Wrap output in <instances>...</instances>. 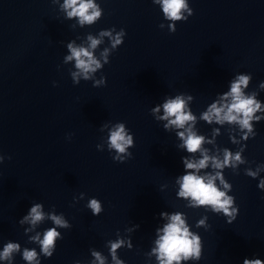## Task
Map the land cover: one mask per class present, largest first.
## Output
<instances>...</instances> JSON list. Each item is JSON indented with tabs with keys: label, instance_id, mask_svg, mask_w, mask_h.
<instances>
[{
	"label": "water",
	"instance_id": "water-1",
	"mask_svg": "<svg viewBox=\"0 0 264 264\" xmlns=\"http://www.w3.org/2000/svg\"><path fill=\"white\" fill-rule=\"evenodd\" d=\"M90 2L87 15H99L88 23L68 15L66 0H0V264H162L157 241L175 214L198 237L200 259L190 252L172 264L264 260V0H184L178 20L164 0ZM80 48L94 71L69 59ZM242 75L251 130L243 113L223 119ZM178 96L194 117L183 127L161 119ZM119 125L132 139L123 153L110 141ZM190 134L203 137L193 153ZM205 156L204 168L186 167ZM186 174L211 179L229 214L180 195ZM52 228L49 257L40 241ZM10 243L19 248L5 258Z\"/></svg>",
	"mask_w": 264,
	"mask_h": 264
},
{
	"label": "clouds",
	"instance_id": "clouds-1",
	"mask_svg": "<svg viewBox=\"0 0 264 264\" xmlns=\"http://www.w3.org/2000/svg\"><path fill=\"white\" fill-rule=\"evenodd\" d=\"M77 4V0H66L65 6L68 8H72L73 11L70 12L68 15L71 17L73 15H79L83 18V21L91 23L99 13H94L93 15H87L88 9L92 8L93 5L88 0V2L80 3L78 8L74 7ZM184 0H164V12L166 14H170V17L173 19H180L178 13L184 7ZM91 39V38H90ZM116 43H120L119 40ZM98 44L97 40L91 41L92 48H95ZM72 59L73 57L77 61V67L83 69L85 72L95 69L91 68V65L95 64L99 67V63L92 59V54L84 48L80 49H71ZM81 57L87 58L81 59ZM87 78V77H86ZM249 81L248 76H239L235 82L231 85V93L230 95L233 97L234 102L229 106L228 112L224 115L223 119L229 122L236 120V116L232 115V112L236 113H243L244 119L240 120L239 122L244 126L248 127L249 130V119L251 118V114L253 113L254 109L252 107L254 101L251 98H244L241 94V86H247ZM228 94H226L227 96ZM165 116L161 117V119H167L168 117H175L169 121L170 124L177 125L179 127H183L185 121L194 119L189 114H185L183 112L184 108V101L181 97H176L175 99L168 100L163 105ZM256 108H259V104L256 105ZM158 111V109H157ZM210 111L214 112L217 118L219 119L220 113L223 111L222 108H217L215 104L212 105ZM204 119L208 120L211 123V119L209 115L206 113L204 115ZM167 127V125H165ZM178 135L183 138V132L178 133ZM111 145L118 151L123 153L125 151V145H131L132 139L128 137L125 139L124 135V127L123 125H119L117 130L111 133L110 136ZM203 141L202 136H196L195 134H190L188 138L185 140V147L188 152L193 153L195 152L201 145ZM228 153L225 155L224 163H228L229 159ZM209 158L207 156L204 159L200 160L199 164L188 163L186 167L188 169H198L204 168L206 166L207 160ZM236 160L240 159V155L237 154L235 157ZM215 166L217 168L221 167L220 163H216ZM183 183L181 184L182 191L180 195L182 196H191L193 200L197 201L199 205H213L218 206L219 208L223 209L225 215H228V207L227 205L230 203L229 200H221L224 196V193L219 191L211 179L205 182L203 177L196 176L193 174H186L183 176ZM227 187V185H225ZM264 186V182L262 185H258V187ZM89 207L92 209L93 214L97 215L101 211L100 203L93 199L90 201ZM40 205H36L31 208V219L33 224L37 221L42 219V214L39 211ZM161 215H165V213H161ZM27 219V217H25ZM56 225L58 226H66L64 225L63 221L60 218L53 217L52 218ZM171 223L165 226L163 229L164 234L160 237L157 241L158 244V251L160 253V259L162 264H172L173 260L179 261L181 255L184 256L185 259L188 258L190 252L196 253V258L200 259L199 255V248L193 247L194 242L198 244V237L193 236L192 239H189V232L188 228L184 226V221L181 219L180 214H175L171 216ZM228 224H231L232 221L228 220ZM59 236V233L55 230V228L49 229L44 234V239L40 241L42 246V252L46 256H52L53 253L49 252L48 249L53 246L54 240L56 237ZM119 247V242L113 243L112 248L115 250ZM18 244H8L5 247L3 256L5 258L8 257L9 253H11L14 249H18ZM97 259H100L99 254H95ZM36 257L35 250L28 251L25 250L23 258L27 261H32ZM115 259V257H113ZM100 264H104L103 260L100 261ZM243 264H264V260L255 258V259H244Z\"/></svg>",
	"mask_w": 264,
	"mask_h": 264
}]
</instances>
